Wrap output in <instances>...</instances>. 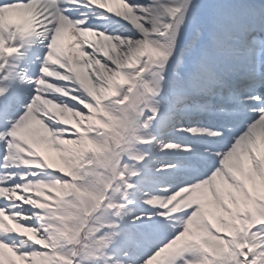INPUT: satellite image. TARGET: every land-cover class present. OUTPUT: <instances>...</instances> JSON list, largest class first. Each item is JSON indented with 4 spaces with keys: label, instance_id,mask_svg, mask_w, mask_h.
Returning a JSON list of instances; mask_svg holds the SVG:
<instances>
[{
    "label": "snow or ice",
    "instance_id": "6c2138e0",
    "mask_svg": "<svg viewBox=\"0 0 264 264\" xmlns=\"http://www.w3.org/2000/svg\"><path fill=\"white\" fill-rule=\"evenodd\" d=\"M0 264H264V0H0Z\"/></svg>",
    "mask_w": 264,
    "mask_h": 264
}]
</instances>
